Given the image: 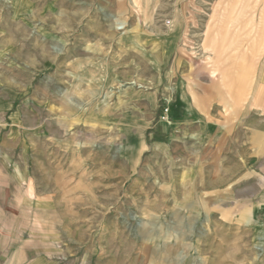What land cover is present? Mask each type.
<instances>
[{
	"label": "rangeland",
	"instance_id": "1",
	"mask_svg": "<svg viewBox=\"0 0 264 264\" xmlns=\"http://www.w3.org/2000/svg\"><path fill=\"white\" fill-rule=\"evenodd\" d=\"M250 108L264 0H0L12 263L264 264L261 135L226 169Z\"/></svg>",
	"mask_w": 264,
	"mask_h": 264
},
{
	"label": "crops",
	"instance_id": "2",
	"mask_svg": "<svg viewBox=\"0 0 264 264\" xmlns=\"http://www.w3.org/2000/svg\"><path fill=\"white\" fill-rule=\"evenodd\" d=\"M257 98H260V97H257ZM247 110L248 111H247V118H246V124H245L247 130H246V135L244 137H242V139L245 140L246 148H250L251 150L250 149L248 150V156H246L245 160H243L241 157L239 159V157H237V156L233 157L232 161L230 160V162H229L230 168L227 167L226 169L230 172V178L232 177L234 179V180H232V178H231L230 180L234 183H237L235 181L236 180V178H235V170L236 169H234V171H230V169L232 168L230 165L232 163L242 164L243 169H245L246 172L251 171L253 173V169H252L253 152H252V150L255 146V143H257L259 141L258 135H261V137H262L261 140H264V127H260L259 124H254V121H255L254 116L255 115L256 116H262L263 117L262 119H264V108H250ZM262 121L264 123V120H262ZM231 138H234V137H230V139ZM235 138L237 139V137H235ZM249 145H250V147H249ZM229 159H230V157H229ZM215 169H216V167H215ZM246 175H248V174H246ZM250 180H253V179H250ZM247 188H249V189H247L246 192L251 193L253 195V197H254V195L258 194V193L254 194L255 189H254L253 183L247 184ZM1 190L3 192H5L7 196H9L11 193V189L5 185H4L3 189H1ZM206 194L212 195L214 197V196H217L218 192L208 191V192H206ZM222 194L230 195L233 193H232V191H229V192H225V193L222 192ZM235 194L238 195L237 192H235ZM262 196L264 197L263 194H262ZM8 214H9V212H8L7 208H6V211H4L3 209H0V228L3 229L0 231V264H13L11 261L13 259V257H12L13 252L9 246L11 244V241H9V237L11 235H13L14 232H16L18 229H20L22 227V225H16L15 221H12L10 218L8 219Z\"/></svg>",
	"mask_w": 264,
	"mask_h": 264
},
{
	"label": "bare ground",
	"instance_id": "3",
	"mask_svg": "<svg viewBox=\"0 0 264 264\" xmlns=\"http://www.w3.org/2000/svg\"><path fill=\"white\" fill-rule=\"evenodd\" d=\"M16 14L18 15V12H16Z\"/></svg>",
	"mask_w": 264,
	"mask_h": 264
}]
</instances>
